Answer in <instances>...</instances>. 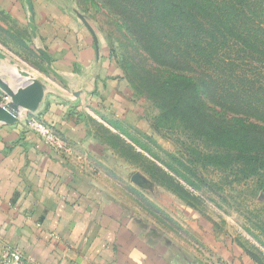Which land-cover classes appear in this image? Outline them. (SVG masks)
I'll return each instance as SVG.
<instances>
[{
  "label": "rangeland",
  "instance_id": "obj_1",
  "mask_svg": "<svg viewBox=\"0 0 264 264\" xmlns=\"http://www.w3.org/2000/svg\"><path fill=\"white\" fill-rule=\"evenodd\" d=\"M13 1L23 2L27 17L20 15L25 20L20 21L11 11L0 9V81L14 88L20 72L33 79L49 75L46 54L32 43L34 3L83 18L104 40L121 70L134 102L131 118L93 109L72 112L82 122L91 149L85 158L88 172L113 201L155 225L202 264H264V189L246 176L247 168L215 164L219 148L205 136L184 128L180 121H159V103L148 94L165 79L167 66L136 45L120 14L107 9L102 0ZM113 1L116 7L122 4ZM197 33L196 51L206 37ZM213 36L219 47V37L215 32ZM206 41L213 38L207 36ZM233 41L219 48L223 64L214 66L215 71L252 77L250 56L239 52L235 42L232 46ZM212 47L207 45L206 51ZM9 102L0 89V105ZM21 113L29 118L35 112L19 110L16 116Z\"/></svg>",
  "mask_w": 264,
  "mask_h": 264
},
{
  "label": "crops",
  "instance_id": "obj_2",
  "mask_svg": "<svg viewBox=\"0 0 264 264\" xmlns=\"http://www.w3.org/2000/svg\"><path fill=\"white\" fill-rule=\"evenodd\" d=\"M33 6L32 43L46 54L49 75L36 79L44 97L32 116L53 125L71 154L48 149L26 127L27 113L0 124V255L13 247L30 264H202L91 177V149L72 112L131 118V93L91 25L57 7L58 14ZM0 9L27 17L21 1L0 0Z\"/></svg>",
  "mask_w": 264,
  "mask_h": 264
},
{
  "label": "trees",
  "instance_id": "obj_3",
  "mask_svg": "<svg viewBox=\"0 0 264 264\" xmlns=\"http://www.w3.org/2000/svg\"><path fill=\"white\" fill-rule=\"evenodd\" d=\"M102 1L120 14L136 45L167 66L148 94L159 103V121H180L205 136L219 148L215 164L247 168L264 189V0H121L118 7ZM197 31L213 41L205 37L196 51ZM232 38L250 56L252 77L215 71L223 64L219 48Z\"/></svg>",
  "mask_w": 264,
  "mask_h": 264
},
{
  "label": "water",
  "instance_id": "obj_4",
  "mask_svg": "<svg viewBox=\"0 0 264 264\" xmlns=\"http://www.w3.org/2000/svg\"><path fill=\"white\" fill-rule=\"evenodd\" d=\"M32 34H34L33 19H30ZM44 55V54H43ZM47 60V56L44 55ZM16 85L11 88L9 84L0 81V89L10 99L6 105H0V124H13L18 121L16 114L19 110L36 112L44 97L43 86L36 79L26 74L15 78Z\"/></svg>",
  "mask_w": 264,
  "mask_h": 264
},
{
  "label": "built area",
  "instance_id": "obj_5",
  "mask_svg": "<svg viewBox=\"0 0 264 264\" xmlns=\"http://www.w3.org/2000/svg\"><path fill=\"white\" fill-rule=\"evenodd\" d=\"M25 125L48 149L60 153L71 154V149L64 137L55 127L46 123L41 115L29 116ZM0 264H30V262L17 249L6 247L0 255Z\"/></svg>",
  "mask_w": 264,
  "mask_h": 264
},
{
  "label": "bare ground",
  "instance_id": "obj_6",
  "mask_svg": "<svg viewBox=\"0 0 264 264\" xmlns=\"http://www.w3.org/2000/svg\"><path fill=\"white\" fill-rule=\"evenodd\" d=\"M22 74V72L19 73V76ZM15 79V78H14Z\"/></svg>",
  "mask_w": 264,
  "mask_h": 264
}]
</instances>
